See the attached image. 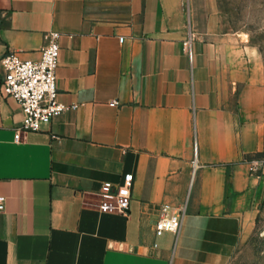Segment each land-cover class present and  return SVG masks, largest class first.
Returning a JSON list of instances; mask_svg holds the SVG:
<instances>
[{
  "label": "crops",
  "instance_id": "crops-1",
  "mask_svg": "<svg viewBox=\"0 0 264 264\" xmlns=\"http://www.w3.org/2000/svg\"><path fill=\"white\" fill-rule=\"evenodd\" d=\"M194 15L193 0H0V60L36 62L59 33L57 101L76 107L17 141L20 108L0 98V264L232 263L264 217V91L255 53ZM128 176V213H101V185ZM163 205L184 210L177 234L155 235Z\"/></svg>",
  "mask_w": 264,
  "mask_h": 264
},
{
  "label": "built area",
  "instance_id": "built-area-1",
  "mask_svg": "<svg viewBox=\"0 0 264 264\" xmlns=\"http://www.w3.org/2000/svg\"><path fill=\"white\" fill-rule=\"evenodd\" d=\"M59 37V33L54 31L46 34L40 59L36 62L23 60L15 52H8L0 60L3 74L0 79V98L14 101L22 114V123L16 133L17 141L21 132L39 131L59 114L76 108L64 106L57 101L56 73L60 55ZM119 42H122L121 38ZM183 45L187 57L191 60L190 40L185 41ZM118 105V102L109 104L111 107ZM130 183L131 176H128L125 183L120 186H113L110 183L102 184L98 193L99 211L126 215L131 200ZM3 209L4 199L0 198V213ZM262 209L264 210V199ZM183 215L182 208L163 205L154 226L155 235L177 234Z\"/></svg>",
  "mask_w": 264,
  "mask_h": 264
},
{
  "label": "rangeland",
  "instance_id": "rangeland-1",
  "mask_svg": "<svg viewBox=\"0 0 264 264\" xmlns=\"http://www.w3.org/2000/svg\"><path fill=\"white\" fill-rule=\"evenodd\" d=\"M193 5L200 30L209 26L215 36L255 53L264 91V0H193ZM231 264H264V217Z\"/></svg>",
  "mask_w": 264,
  "mask_h": 264
}]
</instances>
